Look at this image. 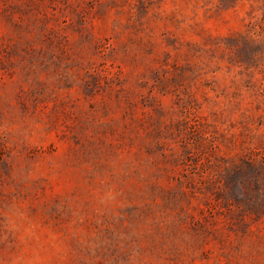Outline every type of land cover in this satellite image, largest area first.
<instances>
[{
  "label": "rangeland",
  "instance_id": "rangeland-1",
  "mask_svg": "<svg viewBox=\"0 0 264 264\" xmlns=\"http://www.w3.org/2000/svg\"><path fill=\"white\" fill-rule=\"evenodd\" d=\"M0 264H264V0H0Z\"/></svg>",
  "mask_w": 264,
  "mask_h": 264
}]
</instances>
